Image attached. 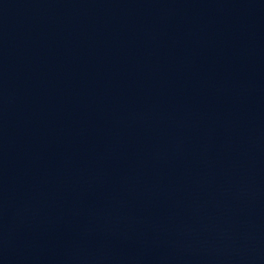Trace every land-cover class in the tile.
<instances>
[{"label":"water","instance_id":"water-1","mask_svg":"<svg viewBox=\"0 0 264 264\" xmlns=\"http://www.w3.org/2000/svg\"><path fill=\"white\" fill-rule=\"evenodd\" d=\"M0 264H264V0H0Z\"/></svg>","mask_w":264,"mask_h":264}]
</instances>
